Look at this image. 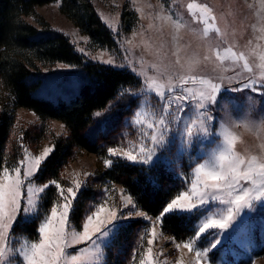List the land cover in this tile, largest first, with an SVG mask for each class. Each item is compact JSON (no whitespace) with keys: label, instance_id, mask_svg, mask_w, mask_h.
<instances>
[{"label":"rangeland","instance_id":"1","mask_svg":"<svg viewBox=\"0 0 264 264\" xmlns=\"http://www.w3.org/2000/svg\"><path fill=\"white\" fill-rule=\"evenodd\" d=\"M90 1L102 22L113 33L117 43L115 49L94 46L88 36L83 34L60 11L59 0L38 5L36 11L49 23L51 28L67 35L80 54L92 61L103 64H106L104 61H112L111 64L106 65L128 68L141 79L143 89L138 105L130 115L131 135L124 138L126 140L119 141L117 145L109 147L114 149L118 153L117 155H113L107 150L110 159L101 160L96 153L82 150L63 166L60 174L63 183L57 182L61 185L65 195H67L69 187L73 188L74 191H78L79 189H76L77 182L82 186L99 166H108L111 159L119 157L128 161L122 155L124 151L132 152L137 155L139 160L140 147L143 145L152 146V132H158L159 128H149L148 124L155 125L164 113L159 97L154 92L147 91L149 80L161 82L163 77L166 82L170 77L176 91L183 94L179 84L181 76L203 77L228 88L241 87L243 83L248 82L246 78L252 76V73H248L243 68V61L235 63L224 61L221 63L215 59L214 55L209 61L203 59L206 54H209L203 38L204 26L189 13L187 8L189 3L206 4L213 10L216 16V27L224 33L219 50L223 52L224 48L231 47L237 53H244L257 77H259V70L256 68L259 63L258 55L264 52V7L261 5V0ZM124 8L133 11L137 15V22L127 32H123L121 28V14ZM26 20L37 24L32 16H27ZM177 22L179 23L178 28L176 27ZM209 36L216 37V33L212 31ZM217 39L220 40V38ZM193 61L198 62L193 64ZM41 70L44 73V81L39 91L41 94L55 97L68 92L70 89H75L78 85L76 83L78 79L76 69L71 66L55 63L46 65ZM228 78H233L231 84L228 83ZM183 87L192 88L198 92L201 85L199 83L193 84L189 80ZM249 94L253 95L257 101L252 108L248 107L247 97ZM229 95L237 97V99L227 106V114L223 108L218 110L216 112L215 127L210 126L208 139L202 136L201 141L203 143H195L183 156H178L182 141L180 133L175 131V123H173L176 141L171 151L164 153V156L169 160H178L179 166L175 169L182 179L181 191L190 189L191 180L194 178L192 169L195 165L209 158L220 147L222 143L221 132L225 127L236 137L234 151L237 154L246 159L253 155L264 158V112L261 110L259 95L248 93L247 90L243 93H230ZM177 103L180 102L177 101ZM192 103L195 102L192 101ZM172 110L174 109H170V111ZM136 112L143 113L139 117L142 121L140 124L136 123ZM196 115L197 110L195 108L190 109L189 116L194 117ZM18 116L20 121L26 125H41V121L38 120L37 116L28 109L19 108ZM109 119L108 115L101 116L98 130L105 131L107 124L109 125ZM46 125L48 131L45 132L39 142L29 144L25 148L22 159L26 154L29 157L39 156L45 148H52L49 138L50 133H66L64 124L59 120H50ZM20 161L14 167L19 166ZM105 161H109V163L106 164ZM184 174H187V176L185 177ZM33 182L37 186L43 185ZM56 191L58 199L54 201V204L57 202L63 203L59 190L56 189ZM101 191L100 199L93 206L91 205L87 215H91L102 206L105 209L102 217H107L109 212L116 210L118 213L124 212L125 215L130 213L131 219L138 218L143 221L144 225L140 231L138 245L135 247V257H133L132 248L129 255L123 257V262L120 259L119 264H133V262L134 264H140L141 259L147 260L149 258L152 260V264H196V248L202 249L210 246V242L214 239V233L219 231L208 230L206 234H203L197 240L195 231L198 230L203 216L207 213H196L197 220L194 234L183 241L179 240L162 230L161 221L157 219L159 215L153 216L145 212L147 219L136 217L135 212L142 210L136 206L134 201L132 205L127 203L125 197L131 199L132 197L123 186L116 183L106 184L101 188ZM39 204L40 199L38 201V212ZM209 207L213 211H218L226 206L219 204L217 201L212 202ZM241 216L242 219L231 229L223 247L214 250L213 253L209 254V258L201 260L200 264H216L217 261L220 264H228L237 262L240 259L247 261V264H264V254L258 252L264 246V211H256L250 215L241 213ZM152 229H155V236L151 235ZM67 230L82 231L83 229L82 227L76 229L70 224ZM149 239L153 240L151 245L147 243ZM189 239L196 241L192 251L183 247V243ZM25 241L30 242L31 240L24 235L10 234L9 247L19 248ZM177 244L180 245L179 248H177ZM82 249H87V251H81ZM68 251L69 254L79 255L84 264H90L89 256H92L93 261L95 260V249L90 242L73 245ZM106 254L107 246L103 248V256L99 264L110 263V258L107 259ZM12 259L14 264H22V257L18 252L12 253Z\"/></svg>","mask_w":264,"mask_h":264},{"label":"trees","instance_id":"2","mask_svg":"<svg viewBox=\"0 0 264 264\" xmlns=\"http://www.w3.org/2000/svg\"><path fill=\"white\" fill-rule=\"evenodd\" d=\"M56 0H0V171L14 167L22 159L29 144L39 142L50 120L61 121L66 133H50L54 151L42 162L34 179L37 184L49 180L60 181L63 166L80 151L96 153L101 160L110 159L108 148L124 141L130 134V115L138 105L143 89L141 79L128 68H117L87 59L71 43L69 37L50 27L37 13L36 6ZM60 11L90 42L100 48L115 49L116 40L102 22L90 0H59ZM32 16L37 24L26 20ZM137 22V15L124 8L121 28L129 31ZM63 63L76 69L78 84L68 92L50 96L41 94L44 81L41 68ZM122 96L123 99H117ZM129 99L135 103L127 106ZM115 106L108 110L109 104ZM32 111L41 121L40 126L26 125L18 116V109ZM100 113L99 116L96 113ZM109 116L105 131L98 130L99 118ZM119 157L111 159L108 166H99L77 191L70 224L81 229L85 215L101 196V188L116 183L131 195L136 206L153 216L159 215L182 188L179 172L161 164L151 168ZM149 177L154 183L149 182ZM55 185L42 194L40 216L26 223H17L14 233L28 239H37L36 228L41 216L49 212L57 200ZM195 214H166L162 230L179 240L194 234ZM123 227L113 242L107 246L108 264H119L138 244L143 221L138 218L122 221ZM264 254V246L258 251ZM228 264H247L240 259Z\"/></svg>","mask_w":264,"mask_h":264},{"label":"snow or ice","instance_id":"3","mask_svg":"<svg viewBox=\"0 0 264 264\" xmlns=\"http://www.w3.org/2000/svg\"><path fill=\"white\" fill-rule=\"evenodd\" d=\"M264 7V0H261ZM189 13L204 26L203 38L208 53L203 59L209 61L215 56L217 61H232L233 63L243 61V68L252 73L247 77V83L241 87L228 88L220 83H215L210 79L199 76H181L179 80L182 93L176 91L171 78L165 82L163 77L161 82L149 80L147 91L154 92L159 97L163 115L156 121L155 125L148 124L149 128H159V131H153L151 135L152 146L143 145L139 149L140 158L129 151L122 153L128 161L147 165L151 168L164 164L170 171L178 167V160H169L164 153L170 152L176 141L175 131L180 133L182 146L178 150V156L187 154L188 150L197 142H201V137L208 139L210 126L215 127L216 112L222 108L226 111L227 106L232 104L237 97L229 95L230 93H248L257 94L260 97L259 103L264 112V52L258 55L259 63L256 68L259 70V77L253 71L248 59L244 53H237L231 47L219 50L220 42L224 33L216 27V16L213 10L206 4L187 5ZM196 11H193V10ZM179 27V23H176ZM214 31L216 37H210L209 33ZM217 38H220L218 40ZM198 61H193V64ZM111 64L112 61H104ZM191 70V69H190ZM233 78H228L231 84ZM191 80L193 84L199 83L200 90L194 91L192 88L183 87ZM259 85V87H257ZM248 107L255 106L257 101L254 96L248 95ZM123 99L122 96L117 98ZM179 101L180 103H177ZM192 101L195 103L193 104ZM135 103L134 99H129L127 106ZM110 103L108 110L114 107ZM235 107V105H233ZM197 110L196 116H189L190 109ZM170 109H174L170 111ZM179 113V115H177ZM97 116L100 113H96ZM136 123L140 124L139 119L142 112H136ZM175 123V131L173 130ZM222 143L220 147L209 158L201 163H197L192 169L194 178L191 180V187L185 191H180L175 198L171 199L157 217L161 221L166 214H196L207 213L203 216L198 230L195 231V237L199 240L208 230H219L214 233V239L210 246L197 247L195 254L196 264L201 260L208 259L209 254L214 250L221 249L225 243L232 228L242 219L241 213L250 215L256 211H264V158H258L253 155L245 158L234 151L235 135L225 127L221 132ZM54 151V148H45L39 156L29 157L27 154L20 161V165L9 169L5 166L0 171V264H14L12 253L18 252L22 257V264H84L81 257L75 254H69V249L76 244L91 243L95 249V260L89 256L90 264H99L103 256V248L110 245L123 227V220L131 219V214L125 215L124 212L112 210L107 217H102L105 209L101 206L91 215L86 214L83 221L82 231H68L70 226V213L74 207V201L77 198V191L69 187L67 195L61 189V185L56 180H49L42 186L34 184V179L38 176L42 162ZM109 153L117 155L112 148ZM106 164L109 161H105ZM186 177L187 174H184ZM149 182L154 183L151 177ZM55 185L59 190L60 198L63 203L57 202L51 206L50 213L45 212L40 217L36 228L38 239L30 242L25 241L19 248H10V234H15L14 229L17 223H26L29 220L40 216L38 212V201L41 194L46 193L50 186ZM79 182L76 183V189H80ZM71 197V199H69ZM129 205L133 204V199L125 197ZM219 202L225 205L223 209L213 211L210 206L212 202ZM136 217L147 219L144 211H136ZM151 235L155 236V229H152ZM149 245L153 243L152 239L147 241ZM196 241L189 239L183 243V247L192 251ZM180 245L177 244V248ZM81 251H87L82 249ZM136 255V249L133 248V257ZM134 264V262H133ZM140 264H152V260L141 259ZM216 264H220L219 261Z\"/></svg>","mask_w":264,"mask_h":264}]
</instances>
